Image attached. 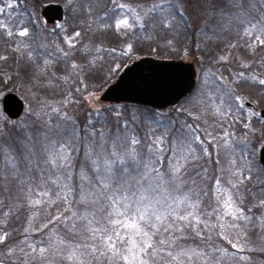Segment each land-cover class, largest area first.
I'll list each match as a JSON object with an SVG mask.
<instances>
[{
  "label": "trees",
  "instance_id": "1",
  "mask_svg": "<svg viewBox=\"0 0 264 264\" xmlns=\"http://www.w3.org/2000/svg\"><path fill=\"white\" fill-rule=\"evenodd\" d=\"M225 1L229 3L231 9L236 6L246 7V22L242 21L237 27H233L234 25L231 23H224L227 22L226 19H234L237 16L231 17L232 15L228 14L220 17V12H230L229 9L220 8L225 6L220 4L221 6H215L210 9L213 11H209L215 13L220 11L217 13L218 22H215L212 14L211 17L209 16L211 21L209 20L208 24L199 30V21H192L194 8L189 0H185L180 15L179 7L174 0H169L163 5L153 6L152 15L154 14L155 19L159 18V12L165 14L163 18L167 16L165 20L158 19L156 26H160L159 28L164 30L169 29L174 35H177L178 43L182 46L189 45L190 42L189 49H192L197 39L198 41L203 40L206 42L207 48L209 45L212 50L213 48L223 50L222 53L227 57L229 54H233L242 61L246 60V84L249 87L256 86L260 92L264 93V84L256 80V78H264V16L252 13L256 3H260V1H262V7L259 10H264V0ZM94 3H97L96 0ZM80 5L82 12L80 14L85 15L83 5L86 10V20L82 27L78 26L79 22L66 24L68 27L65 38L70 44L67 49L72 52L84 42H89L92 39L90 38V33L93 35L92 32L86 28L89 23L92 24V28L99 31L106 30L108 27L106 21L101 18V16L104 18L102 10L99 11L100 16L94 19L93 9L90 12L91 15L88 12V7H93L92 3L85 0L84 4L80 3ZM115 10L113 13L118 14L114 12ZM68 12L69 9L66 14ZM215 13L214 17H217ZM108 14L111 15L112 12H108L107 16ZM122 16L123 14H120V17ZM68 19L72 21L74 16L70 15ZM249 19H256V22L247 24ZM99 22L103 23V28H95L94 23ZM245 24L247 25L245 26ZM139 25L138 21L137 28ZM249 25H255L258 28H255L254 32H250ZM83 27L85 31H82ZM108 30L114 31L115 28L111 26L106 31ZM242 32H244L243 35ZM105 33L103 32V35ZM232 33H239V37H231ZM111 36L114 40L118 39L116 34ZM98 37L99 32H96L95 41L98 40ZM235 46L237 47L234 49ZM113 48L115 47L109 45L93 61L98 64L97 67L101 64L99 70H103L104 66L108 65V62L102 61L103 58L104 60H115L113 57L117 54L112 52ZM61 54L63 53L60 52L58 57L65 59L66 55L61 57ZM243 56H246V59ZM177 59L184 60V58ZM133 60L135 59H130L126 64ZM90 62V64L85 63L86 66H76L73 69L72 79L82 76L85 85L89 83L90 79H103L101 75L96 78L99 73H93V65H91L93 62ZM122 63L123 61L119 65ZM195 65L200 70L198 61H195ZM120 72L117 71L110 77L112 79L109 78V81L105 78L104 81H106L102 84V88L111 84ZM198 78H201V74ZM70 80L71 78L64 77V80L61 81V85L64 86L63 91L54 88L61 97L69 95L65 89L69 88ZM213 83L214 85L219 84L217 81H213ZM44 84H42V89H46L48 100L60 102L57 96L49 98L52 95L51 84H48L49 86ZM206 86L200 96L203 97L206 94V99H209L211 91L208 90L216 91V89L210 83ZM197 89L198 85L187 98L167 110L158 111L129 104H105L108 106L102 107L103 109L100 110H93L85 107L83 102L79 104L82 108L81 113L68 110V114H71L70 117H72L70 122L64 121L68 128L65 136L68 138L61 136L57 139L59 137L57 129H55V136L51 135L52 140L57 139L53 142L55 148L51 144V152L55 151L58 154L59 145L63 143L71 156L62 172H46L45 170L38 172V168H46L43 165L45 156L42 153L45 148L43 147L45 136L39 135L41 138L33 136L38 126L35 121H24L17 127H7L10 130L0 144V201H2L0 203V235L5 236L4 241L0 243V264H110L106 257L97 260L99 251L92 254L91 247L94 245L103 250L101 241L107 233L100 232L95 238H92V233L86 229L93 227L111 231L109 220L123 219L124 217L109 216L113 208L112 201L107 197L113 196L115 199L116 196L122 195H127L131 199L116 205V208L123 211L124 204L127 203L130 205L128 215H131L136 207L143 209L144 205H150L149 212L155 210L159 214L175 212L179 215L192 212L194 216H197L200 223H196L192 217H189L188 222L196 223L200 235L197 236L192 228L188 227L184 229L186 239L179 241L185 250L195 249L197 252H203V257L193 256L192 264H217V260L219 264H264V252L258 247L260 242L257 235V231L262 226L261 220L264 218V204L261 203L264 201V170L258 162V147L264 142V119L259 118L256 112L250 118L244 105H240V102L228 91L225 93L228 96L227 99L218 100L217 106L214 104L210 106L204 101L207 106H204L203 109L201 108L202 99L196 100V98L194 101H190L191 103L186 102L193 95L196 96ZM211 99L209 100L211 101ZM118 106L122 108L123 115H115L113 112L112 109ZM178 107L183 109L182 112L175 111ZM129 108L140 109L139 111L144 112L147 117V114H150L146 120L147 126L144 135L138 130L130 129L127 120L130 121L131 117L125 112ZM165 111L166 114H163ZM61 113H64V109ZM255 127L258 128L256 130L258 133L253 136L252 130ZM14 137L16 141L19 140V137L24 138L25 147L23 146L21 150L16 149L15 142H13ZM30 137L33 140L31 142L29 141ZM102 138L105 142L96 152L92 146H99L98 141ZM35 139L41 144L36 145ZM177 139H186L199 159L191 160L186 164L185 169H182L181 179L174 181L169 171L168 159L173 155L172 144ZM133 140H137L138 143L133 144ZM154 141H158L159 149ZM8 143L11 144L8 146ZM253 146L255 147L253 148ZM150 148L153 151H150ZM113 153L116 155L113 156ZM157 154L160 157L159 160H157ZM132 156H135L136 161L141 162L139 169L132 160ZM240 156L248 161L245 168H240L241 172H236L238 170L236 163L239 162ZM117 157L122 158L125 163H117L113 166V171L118 172L119 183L124 184L125 187L120 191H115L117 183L113 182L112 188L104 192L97 177L103 178L106 175L103 167L105 159L112 160ZM149 159L154 161L155 166L165 174L164 180H156L153 172L148 179L141 180V183L137 184L136 180L140 179L143 172L142 163ZM92 160H97L101 165L99 170L92 164ZM125 168L128 169V173L123 172ZM258 170L260 172H257ZM82 171L87 179H81ZM257 173H261L263 176ZM228 177H231L232 182ZM233 183L237 184L236 188L232 187ZM177 184L180 185L178 188ZM227 186L230 187L229 192L235 201L234 207H239L243 215L250 219L234 220L232 216L224 214L222 193ZM217 187L221 189V193H217ZM141 194L147 199L140 201ZM217 195H220L219 200ZM246 195L249 197V201H246ZM82 196L86 202H81ZM36 200H39L40 203H32ZM181 201L183 202L181 203ZM178 203L179 207H177ZM189 205H195V207H189ZM73 213L76 215L74 216ZM67 217H71V219H66ZM80 217L86 218L81 219ZM171 219L169 217V222ZM89 221L92 223L89 224ZM177 223L183 225L185 221L178 220ZM233 224L236 227H231ZM73 225H75L74 229ZM70 229L72 230L70 231ZM172 235L180 234L174 232ZM162 238L167 239L168 233L153 237L158 252L156 257L149 258V264H177L176 261H172L168 252L172 251L175 255L179 252V248L175 244L172 248H169L167 244L159 245L158 242ZM234 243L237 244L236 248L232 247ZM29 245L32 247L30 248ZM85 245L89 247H85ZM32 248H35L36 251L33 252ZM41 248L46 249L43 256L39 253ZM73 252L75 258L68 259V256ZM25 253H31V255L25 256ZM205 257L207 258L205 259ZM241 257H246V259H241ZM181 259L184 260V264H188L187 257H181ZM111 264H124V261L114 259Z\"/></svg>",
  "mask_w": 264,
  "mask_h": 264
},
{
  "label": "rangeland",
  "instance_id": "2",
  "mask_svg": "<svg viewBox=\"0 0 264 264\" xmlns=\"http://www.w3.org/2000/svg\"><path fill=\"white\" fill-rule=\"evenodd\" d=\"M84 1L85 0H52L53 3L62 5L66 9L65 12H67V10L69 9V12L66 14V16L68 14V17L70 15H73L74 20H67L68 17L65 16L63 20L64 22H62L57 27H49L44 22H41L39 41L29 39L24 43V41L22 40V43H18L14 46L16 51H14V48H12V51L10 50V52L6 51L7 48L5 47L4 43H7L8 40H4L3 27L0 28V57H2V59H0V144L3 140V137L6 135L8 130H10L8 128L17 127L24 121H35L38 126L34 131L33 136L35 138H41L40 136H45L43 140V147L45 148L42 152L44 153L45 161L43 162L42 160V162L46 168L44 169L40 167L38 168V172H44V170L46 172H62L64 170L63 167L59 166V160H57V167H53V165L49 162V153L51 152L50 148L53 145V142L61 138V136L63 138H68L67 136H65L68 128L64 123V121L66 120L70 122L72 118L70 117L71 114H68V112L74 110L76 113H81L82 108H80L79 104L82 102L83 104H85V107H89L93 110H100L108 106L99 101L101 92L107 87L106 86L102 88V84L106 81H104V79L106 78L107 81H109L110 79H112L110 77H112L117 71H122L123 68L131 63L130 62L129 64H126L130 59L134 58L135 60H137L141 57H144V55L146 54H150L149 57H153L156 59L175 60L177 58H184V61L190 62L194 65L196 72H198V77L199 74H201V78H198L197 81L198 93H195L196 96L193 95L188 100H186V102H192L196 98V100L202 99L201 108L207 106L206 103H208L210 106H212V104H214V106H217L218 100H221L222 98L227 99L228 96L225 93H227L228 91L231 95L234 96V98L238 100V102H240V105H244V108L247 109L246 111L250 118L254 116V112L257 113L259 118H261L259 112L261 109H264V93L263 91L260 92L256 86L249 87L246 84V60L242 61L239 57H235L233 54H229V56L227 57L226 55H224V53H222L223 50L214 48L212 50V47H210L209 45L207 48L206 42H204L203 40L198 41V39L193 48L189 49L190 42L189 45L182 46L180 43H178L179 38L177 35H174V33L169 31V29L164 30L162 28V30L161 28H159L160 26H156V24H158V19L160 21L165 20L167 16L163 18L165 14L159 12V18L155 19L153 17L154 14L152 15V9L155 6L166 4L169 0H96V4L94 3L95 0H89L92 3L93 7H88V12L90 13L93 9L94 19L95 17L100 16L99 11L102 10L104 18L102 16L101 18L106 21L108 25L107 29H110V27L112 26L113 28H115V30L106 31L107 29H104L99 31L92 28V24L89 23L86 28L92 32L93 35H91L90 33V38L92 39H90L89 42H84L83 45L77 47V49H75L73 52L71 50H68L67 47H69L70 44L66 41L65 38V32L67 31L68 27L66 24H69L70 22L76 24L79 22L78 26L82 27L84 21L86 20V10L84 9L83 5L82 7L85 15L80 14L82 13L80 9V3L84 4ZM174 1L176 2L177 7H179L178 13L180 15L183 11L185 0ZM189 1L194 8L192 21H199V30L205 27L208 24L209 20L211 21L209 16L211 17L212 14L215 22H218L219 16L217 13L220 11H217V13L209 11H213L210 9L215 6H221L220 4L225 5L221 6L220 8L229 9L230 11L220 12L227 13H219L220 17L221 15L228 14L232 15L231 17L237 16L234 19H226L227 22L224 23H231L232 25H234L233 27H237L240 26L239 24H241L242 21L245 20L246 22V7L236 6L234 9H231L229 7V3L225 0ZM261 2L262 1H260V3H256L252 12L257 13L258 16H264V10H259V8L262 7ZM113 10H115L114 12L118 14H114ZM110 11L112 12V14H108L107 16V13ZM214 13L217 17H214ZM91 14L92 13H90L89 15ZM120 14H123V16L120 17ZM1 16H3L2 13H0V25H2L3 18ZM38 18L40 17L38 16ZM173 18L176 19L175 17ZM256 19H249V21H247V24L256 22ZM122 20H127L128 26H120V22ZM138 21L140 25L137 28L136 24ZM247 24H245V26ZM94 26L95 28H103V23H94ZM248 27L251 29L250 32H254V29L258 28L255 25H249ZM82 31H85L84 27L82 28ZM96 32H99V37L97 38L98 40L95 41ZM103 32L105 33L104 35ZM113 34L118 35V39L114 40L113 36H111ZM241 34L243 35L244 32H242ZM231 37H239V33H232ZM72 38L74 39V37ZM8 42L10 44H14V42ZM108 42L112 43L109 44ZM109 45L115 47L113 48L112 52L117 54V56L113 57V59H115L113 61L104 60L103 58L102 61L108 62V65L104 66L103 70H99V67L101 66L100 62H98L100 66L97 67L98 64L93 61L96 59V57H99L102 51H105ZM236 47L237 46L233 48L235 49ZM218 51H220L221 53ZM60 52L63 53L61 54V57L66 55L65 59L58 57ZM68 53L70 54L67 57ZM244 58L246 59V56ZM90 61L93 62L91 64L93 65V73H99L98 75H96V78L101 75L103 79H90L87 85H85L82 76H77L78 78L72 79V77L74 76L73 69L76 66H86L85 63L90 64ZM122 61L123 63L119 65V63H121ZM195 61H198L200 63V70L196 67ZM64 77L71 78V80L68 82L69 88L65 89V92L67 91L69 95L66 97H61L60 93L55 92L54 88L56 87V90L63 91L64 86L61 85V81L64 80ZM243 79L245 80V82ZM256 80L260 82L261 80H264V78H256ZM213 81H217L219 84L214 85ZM252 81H254V79H252ZM44 83L46 84V86H49L48 84H51L52 95L49 98L57 96L58 99H60V102L56 103L48 100L46 89H42V84ZM208 83L212 84L216 89V91L214 89L208 90L211 91V95L208 96L209 99L212 98L211 101L209 99H206V94L203 97L200 96L201 92L204 91V88L207 87L206 84ZM7 91H12V93L16 94L20 99H22L26 105V110L24 109L22 115L14 120L9 119L2 112L1 108V98ZM246 91H248V93H246ZM246 103L250 104V106L246 105ZM63 109L64 113H61ZM121 109L122 108L118 106L113 108L112 110L113 112H115V115H123V111ZM129 109L125 110V112L128 113V115L131 117L130 121L129 119L127 120L130 129L136 131L138 130L140 133H142V135H144L145 127L147 126L146 120H148L150 114L147 112V117L145 116L144 112L139 111L140 109ZM182 110V108L178 107L175 111L182 112ZM135 114L137 115V117ZM163 114H166V111L163 112ZM131 115H133L134 117ZM142 128L144 129V131ZM55 129H57L59 137L56 140L55 138L54 140H52L51 135L55 136ZM70 129L71 127L69 128V130ZM257 129V127L253 128V136L258 133L256 131ZM252 140L254 142H257V140L255 139ZM9 141H11V138H9ZM29 141H33L32 137H30ZM35 141L36 145L41 144V142H37V139H35ZM13 142H15L16 149L21 150L23 146L25 147L24 138L22 137H19V140L17 141L14 137ZM104 142L105 140L102 138L98 141L99 146L96 147V145H94L92 147L97 152V150L102 147ZM10 144L11 143H8V146ZM254 147L255 146H253V148ZM259 149L260 146L258 147V150ZM66 152L70 159L71 156L69 155V151L66 150ZM247 161V159H242V157L240 156L239 162L236 163L238 167V170L236 172H241L240 168H245V164L247 163ZM66 172H68L67 169ZM257 172L260 171L258 170ZM257 174L263 176V174L261 173ZM228 178L230 182H232L231 177ZM225 189L229 191L230 187L227 186V188ZM246 201H249V197L247 195ZM261 223L262 225H264V218L261 220ZM257 235L260 242L258 244V247L261 251L264 252V226H261V228H259V230L257 231Z\"/></svg>",
  "mask_w": 264,
  "mask_h": 264
},
{
  "label": "snow or ice",
  "instance_id": "3",
  "mask_svg": "<svg viewBox=\"0 0 264 264\" xmlns=\"http://www.w3.org/2000/svg\"><path fill=\"white\" fill-rule=\"evenodd\" d=\"M11 5L9 4V7ZM120 26H128L127 20H122L120 22ZM3 25H0V28H2ZM20 36H26L27 31H21L19 33ZM78 35V34H77ZM2 59V57H0ZM261 84H264V80L260 81ZM198 139V137H197ZM138 143L137 140H133V144ZM154 143L157 144V149H159V143L158 141H154ZM53 148H55V145L53 144ZM150 151H153L150 148ZM173 155L169 157L168 163H169V171L171 173L172 180H180L182 177V169H185V165L188 164L191 160H197L199 159L198 156H196L195 150L191 147V144L185 139L180 140L177 139L173 141L172 149H171ZM206 151V150H205ZM116 154L113 153V156ZM10 159V158H9ZM160 157L157 154V160H159ZM57 160H59V166L65 167L69 163V156L67 155L65 145L61 143L59 145L58 154L57 152H50L49 153V162L53 165V167H57ZM132 160L136 163L137 168L139 169L141 167V162L136 161L135 156H132ZM11 162V160H10ZM119 164H124L125 161L117 157L116 159L108 160L105 159L104 161V172L106 175L101 178L97 177L98 180H100V183L102 185L103 191L107 192L110 188H112L113 182L117 183V188L115 191H120L124 189L125 185L119 183L118 180V172L113 171V166ZM92 164L95 166L97 170L100 169L101 165L97 162V160H92ZM13 163V167H14ZM143 172L141 174L140 179L136 180V183H141V180L148 179L149 175L151 173H155V179L158 181L164 180V173L161 172L159 167L155 166V162L151 159L147 160L146 162L142 163ZM124 173H128V169H123ZM199 175V174H198ZM81 179H87L86 175L81 172ZM194 181V178H193ZM55 183V181H53ZM219 183V182H218ZM180 185L177 184L176 187L178 188ZM233 188L237 187L236 183L232 184ZM217 193H221V189L217 188ZM223 196L224 199L222 201V206L225 209V215L232 216L234 220H247L250 219V217H246L243 215L242 210L239 207H234L235 201L233 200L232 194L227 190H223ZM46 195V193H45ZM133 196H135V193H133ZM108 200L112 201V208L113 211L109 213V216H115V217H124L123 219L114 218L109 220V224L111 226V231L108 229H101V228H93L89 227L86 230L92 233V238H95L96 235L100 232H106L107 235L102 237L101 241V247L103 250L98 249L96 246L92 247V254H95L97 251H99V255L96 257L97 260H99L101 257H106L110 264L111 261L114 259H119L124 261V264H149V258L156 257L158 249L154 245L153 237L159 235H163V233H168L167 239H160L159 245H165L167 244L169 248H172V246L175 244L177 248H179V252L177 254H173L172 251L168 252V255L172 257V261H176L177 264H184V260L181 259V257H187L188 264H192V258L193 256L197 257H203V252H197L195 249L191 250H185L182 245L179 244V241L186 239L184 236V229L191 227L192 230L195 232L197 236L200 235V232L196 228V223H200L199 218L197 216H194L192 212H187L184 215H179L175 212H168L167 214H159L157 211L153 210L149 212L150 205H144L143 209L141 207H136L135 211L132 212L131 215H128V211L130 208V205L127 203L124 204V210L119 211L116 208V205L121 204L125 201H128L131 199V197L127 195L122 196H116L115 199L113 196H108ZM147 199L146 196L141 194L139 196L140 201H144ZM186 199V198H185ZM217 199H220V195H217ZM81 202H86L85 198L82 196ZM183 201H181L182 203ZM2 203V201H0ZM34 204L40 203L39 200L32 201ZM264 204V201L261 202ZM177 207H179V203L177 204ZM189 207H195V205H189ZM75 216L76 214L73 213ZM169 217H171V222H169ZM189 217H192L193 220L196 221V223L190 224ZM81 219L86 217H80ZM66 219H71V217H67ZM185 221L183 225H180L177 223V221ZM92 222L89 221V224ZM264 226V225H262ZM231 227H236L235 224L231 225ZM75 228V225H73V229ZM72 229H70L71 231ZM162 230V231H161ZM179 233L180 235L173 236V233ZM5 239L4 235H0V243H2ZM31 248L32 246L29 245ZM79 247V245H77ZM85 247H89L88 245H85ZM233 248L237 247V244H232ZM151 250V251H150ZM162 250V249H161ZM23 251V249H21ZM32 251L35 252L36 249L32 248ZM46 249L41 248L39 249V253L41 256L45 253ZM31 255V253H25V256ZM75 253L73 252L70 256H68V259H74ZM207 257H205L206 259ZM241 259H246V257H241ZM217 264H219V261L217 260Z\"/></svg>",
  "mask_w": 264,
  "mask_h": 264
},
{
  "label": "water",
  "instance_id": "4",
  "mask_svg": "<svg viewBox=\"0 0 264 264\" xmlns=\"http://www.w3.org/2000/svg\"><path fill=\"white\" fill-rule=\"evenodd\" d=\"M42 16L47 23L61 22L63 9L60 5H47ZM196 78V69L190 62L142 57L121 71L116 80L101 92L99 101L166 110L191 94ZM1 108L9 119L14 120L22 115L24 104L16 94L8 92L1 99ZM259 115L264 119V109ZM258 160L264 170V143L259 149Z\"/></svg>",
  "mask_w": 264,
  "mask_h": 264
},
{
  "label": "flooded vegetation",
  "instance_id": "5",
  "mask_svg": "<svg viewBox=\"0 0 264 264\" xmlns=\"http://www.w3.org/2000/svg\"><path fill=\"white\" fill-rule=\"evenodd\" d=\"M9 4L11 5L10 7ZM51 4L60 5L58 3H53L52 0H0V13L3 14V16H1L3 17V38L5 41L14 42V44H10L8 41L4 43L7 52H10L18 43H22V40L24 43L29 39L39 41L41 22H44L49 27H57L63 22L66 9L62 5L60 6L63 9V20L61 22L54 21L53 23L46 22L45 18L42 16V10L45 6ZM38 16L40 18H38ZM24 30L27 31V35L20 36L19 33ZM14 51H16L15 48ZM246 105L250 106L248 103H246Z\"/></svg>",
  "mask_w": 264,
  "mask_h": 264
}]
</instances>
